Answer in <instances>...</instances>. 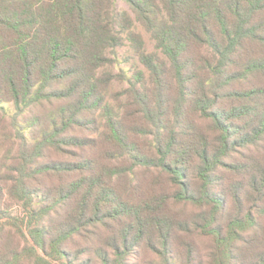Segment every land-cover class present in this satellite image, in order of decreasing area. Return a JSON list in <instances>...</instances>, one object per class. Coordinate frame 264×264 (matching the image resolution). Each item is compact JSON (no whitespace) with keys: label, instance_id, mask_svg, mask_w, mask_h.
Returning a JSON list of instances; mask_svg holds the SVG:
<instances>
[{"label":"trees","instance_id":"16d2710c","mask_svg":"<svg viewBox=\"0 0 264 264\" xmlns=\"http://www.w3.org/2000/svg\"><path fill=\"white\" fill-rule=\"evenodd\" d=\"M116 1L0 0V264H264V0Z\"/></svg>","mask_w":264,"mask_h":264},{"label":"rangeland","instance_id":"374dc122","mask_svg":"<svg viewBox=\"0 0 264 264\" xmlns=\"http://www.w3.org/2000/svg\"><path fill=\"white\" fill-rule=\"evenodd\" d=\"M116 7H117L118 9L125 10V11H128V12H129L128 7H127L126 4L123 3L122 1H119V0L116 1ZM137 31H138L140 34H142V36H143V38H144V40H145V42H146V48H147V50H148V51H152V50H153V43L150 41L149 36H148V35H147V34H146L141 28H138ZM124 51H126V50H124ZM124 51H123V50L119 51V54H120V55L123 54ZM121 65H122V64H121ZM6 107H7V111H8V113L11 114V113H12V108H11V106L7 105Z\"/></svg>","mask_w":264,"mask_h":264}]
</instances>
